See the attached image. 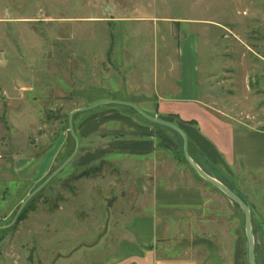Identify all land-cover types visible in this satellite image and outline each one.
<instances>
[{
	"label": "rangeland",
	"instance_id": "1",
	"mask_svg": "<svg viewBox=\"0 0 264 264\" xmlns=\"http://www.w3.org/2000/svg\"><path fill=\"white\" fill-rule=\"evenodd\" d=\"M190 40L199 47L203 105L239 128L264 127V0H0V58L33 62L31 73L20 74L31 83V97L41 95L30 102L34 119L25 130L13 138L11 129L17 128L9 114L10 126L5 123L9 138L1 153L9 159L30 155V164L20 171L0 164L7 170L6 176L0 173V264H90L114 249L122 229L115 224L124 212L116 209L121 174L108 161L77 168L69 163L15 214L71 155L69 113L113 95L153 101L154 71L164 65L165 76L177 58L176 46ZM95 109L73 114L74 132ZM12 110L6 106L7 113ZM12 116L16 122L23 118ZM59 133L66 150L39 176L40 151ZM178 139L177 154L186 163ZM250 202L253 237L263 248L264 214L257 199Z\"/></svg>",
	"mask_w": 264,
	"mask_h": 264
},
{
	"label": "crops",
	"instance_id": "2",
	"mask_svg": "<svg viewBox=\"0 0 264 264\" xmlns=\"http://www.w3.org/2000/svg\"><path fill=\"white\" fill-rule=\"evenodd\" d=\"M198 49L191 40L179 43L177 58L172 61L174 68L168 64L172 63L170 60H165L172 69L162 77V65L151 77L149 92L153 101L131 102L150 115L176 124L187 137L194 162L238 194L250 211L254 210L250 198L257 199V210L264 214V127L239 128L203 105ZM32 64L28 61L27 66L22 65L11 56L0 58V148L9 138L5 127V123L10 126L8 114L17 128L11 129L13 138L16 130H25L31 124L27 122L34 119L30 102L36 103L41 95L31 97V83L20 74L31 73ZM170 72L176 75L174 80L168 77ZM132 89L135 92L138 87ZM109 99L120 97L113 95ZM7 105H12L11 113L6 112ZM35 113L38 117L40 109ZM12 115L23 118L16 122ZM170 130H165L168 139L163 141L156 124L130 107L112 103L96 107L76 126L79 145L71 167H88L105 160L117 167L122 176L116 209L124 213L114 222L122 227L118 241L111 252L90 264H200L196 252L208 264H248L243 213L180 160L179 137ZM64 143L67 144L59 133L40 151L36 168L41 172L39 176L48 174L56 158L62 156ZM28 158L14 154L9 159L0 151V164L14 171L27 167ZM3 167L2 174L7 172ZM261 239L263 248L257 246L254 238L257 264L264 260L263 231Z\"/></svg>",
	"mask_w": 264,
	"mask_h": 264
},
{
	"label": "water",
	"instance_id": "3",
	"mask_svg": "<svg viewBox=\"0 0 264 264\" xmlns=\"http://www.w3.org/2000/svg\"><path fill=\"white\" fill-rule=\"evenodd\" d=\"M118 104V105H124L127 107L132 108L135 110L140 116H142L144 119L147 121L158 124L160 126L169 128L176 132L182 139V153L185 161L190 165V167L205 181L208 183L212 184L216 188H218L224 195H226L229 199H231L233 202H235L242 210L243 212V217H244V232H245V239H246V255H247V261L248 264H257L255 261V256H254V237H253V230H252V223H251V213H250V208L248 204L235 192H233L231 189H229L226 185H224L222 182L217 180L216 178L210 176L207 174L194 160L190 157L189 152H188V146H187V137L183 130H181L176 124L166 121L162 118L156 117L154 115H150L140 109L137 105H135L131 101L127 100H119V99H104V100H99L97 102H94L86 107H82L80 109H75L68 115L67 123H68V130L70 135L73 137L75 146L73 149V152L71 155L66 158L55 170H53L47 178L39 185L37 186L34 190H32L21 202L16 214L15 218L18 216L24 205L28 202V200L38 191H40L51 179H53L60 171H62L73 159L74 155L76 154V151L78 149L79 145V140L78 137L76 136L74 130H73V124H72V117L73 114L77 111H86V110H91L96 107H99L104 104Z\"/></svg>",
	"mask_w": 264,
	"mask_h": 264
},
{
	"label": "trees",
	"instance_id": "4",
	"mask_svg": "<svg viewBox=\"0 0 264 264\" xmlns=\"http://www.w3.org/2000/svg\"><path fill=\"white\" fill-rule=\"evenodd\" d=\"M156 125L158 126V128H160V131H159V132H160V138H162L163 141H167V138H166L165 136H163L164 133H162V132H163V129H164V130H169V129L166 128V127L160 126V125H158V124H156ZM170 131H172V130H170ZM172 132H173V131H172ZM174 134H175V135H178V134L175 133V132H174ZM70 136H71V135H70ZM71 137H72V136H71ZM178 137L181 138L179 135H178ZM72 139H73V137H72ZM73 141H74V139H73ZM74 146H75V142H74ZM73 149H74V147H73ZM73 149H72V152H73ZM61 163H62V162H61ZM61 163H60V164H61ZM60 164H59V165H60ZM59 165H58V166H59ZM58 166H57V167H58ZM57 167H56V168H57ZM56 168H55V169H56ZM55 169H54V170H55Z\"/></svg>",
	"mask_w": 264,
	"mask_h": 264
}]
</instances>
